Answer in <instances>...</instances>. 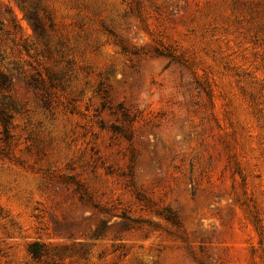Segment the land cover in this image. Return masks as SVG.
Masks as SVG:
<instances>
[{
  "label": "rangeland",
  "instance_id": "374dc122",
  "mask_svg": "<svg viewBox=\"0 0 264 264\" xmlns=\"http://www.w3.org/2000/svg\"><path fill=\"white\" fill-rule=\"evenodd\" d=\"M0 72V264H264V0H0Z\"/></svg>",
  "mask_w": 264,
  "mask_h": 264
},
{
  "label": "trees",
  "instance_id": "16d2710c",
  "mask_svg": "<svg viewBox=\"0 0 264 264\" xmlns=\"http://www.w3.org/2000/svg\"><path fill=\"white\" fill-rule=\"evenodd\" d=\"M29 20L31 21V25L34 31L38 32L40 29L38 23L33 18H29ZM11 85H12V81L10 77L0 72V89H9ZM10 119H11V116L9 113L5 111V108L0 107V125H2L3 133L5 135L8 134V126H9ZM31 251L33 253L34 258H39L41 256V251L38 250L37 244H33L31 246Z\"/></svg>",
  "mask_w": 264,
  "mask_h": 264
}]
</instances>
